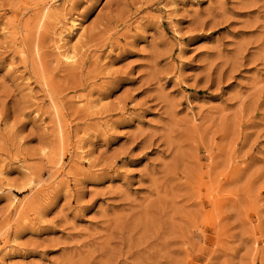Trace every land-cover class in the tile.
<instances>
[{
	"label": "rangeland",
	"instance_id": "1",
	"mask_svg": "<svg viewBox=\"0 0 264 264\" xmlns=\"http://www.w3.org/2000/svg\"><path fill=\"white\" fill-rule=\"evenodd\" d=\"M0 264H264V0H0Z\"/></svg>",
	"mask_w": 264,
	"mask_h": 264
},
{
	"label": "bare ground",
	"instance_id": "2",
	"mask_svg": "<svg viewBox=\"0 0 264 264\" xmlns=\"http://www.w3.org/2000/svg\"><path fill=\"white\" fill-rule=\"evenodd\" d=\"M75 28H76V27H75ZM59 38H60V37H59ZM60 47H61V45H60ZM60 47H59V48H60ZM63 47H64V46H63ZM66 52H67V51H66ZM64 58H65L66 60H71V59H72V56H67V55H65Z\"/></svg>",
	"mask_w": 264,
	"mask_h": 264
}]
</instances>
